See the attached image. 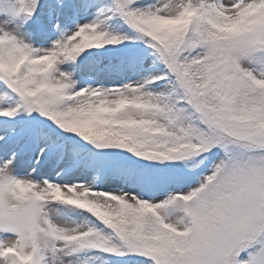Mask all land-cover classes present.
<instances>
[{"label":"snow or ice","instance_id":"1","mask_svg":"<svg viewBox=\"0 0 264 264\" xmlns=\"http://www.w3.org/2000/svg\"><path fill=\"white\" fill-rule=\"evenodd\" d=\"M0 264H264V0H0Z\"/></svg>","mask_w":264,"mask_h":264}]
</instances>
